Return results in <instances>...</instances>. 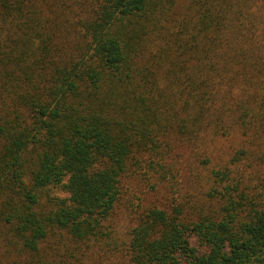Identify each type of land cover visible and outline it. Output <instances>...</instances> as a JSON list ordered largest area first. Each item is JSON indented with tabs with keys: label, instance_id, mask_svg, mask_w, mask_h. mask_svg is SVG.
<instances>
[{
	"label": "trees",
	"instance_id": "16d2710c",
	"mask_svg": "<svg viewBox=\"0 0 264 264\" xmlns=\"http://www.w3.org/2000/svg\"><path fill=\"white\" fill-rule=\"evenodd\" d=\"M262 133L264 0H0V264L79 263L123 174L165 179L183 145L222 204L149 209L126 264H264V175L210 153Z\"/></svg>",
	"mask_w": 264,
	"mask_h": 264
},
{
	"label": "rangeland",
	"instance_id": "374dc122",
	"mask_svg": "<svg viewBox=\"0 0 264 264\" xmlns=\"http://www.w3.org/2000/svg\"><path fill=\"white\" fill-rule=\"evenodd\" d=\"M245 140L238 135L221 138L211 145L214 168L227 166L235 177L240 175L253 193L264 175V133ZM238 162H232L238 151ZM237 157V156H236ZM196 150L190 145L180 147V158L175 160L172 175L160 179L154 171H147L138 165L130 167L122 177L120 195L112 215L105 221L104 230L108 238L91 242L89 251L80 256L76 264H126V248L130 230L145 213L153 208L167 211L173 206L181 207L188 217H198L217 210L222 204L218 198H210L213 187L210 166L199 164ZM219 165V166H217ZM48 195L64 196L57 187L42 191V200Z\"/></svg>",
	"mask_w": 264,
	"mask_h": 264
}]
</instances>
